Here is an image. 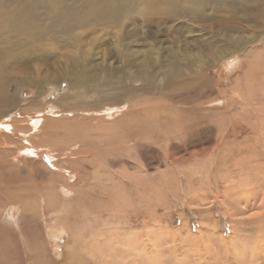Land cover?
Wrapping results in <instances>:
<instances>
[{"label":"rangeland","instance_id":"1","mask_svg":"<svg viewBox=\"0 0 264 264\" xmlns=\"http://www.w3.org/2000/svg\"><path fill=\"white\" fill-rule=\"evenodd\" d=\"M205 19L156 26L133 16V52L148 50L143 34L151 30L165 47L179 38L184 48L197 50L201 63L194 81L188 74L168 86L158 76L135 73L133 88L119 98V104L129 108L119 117L129 125L127 131L113 126L118 134L112 132V148L91 160L103 175H111V170L128 178L124 199L114 200L112 192L98 185L100 179L90 173L91 160L80 157L87 151L83 142L72 149L70 165L44 159L50 171L69 181L76 178L61 168L77 169L73 193L50 191L66 199L69 208L59 212V218L44 211L37 221L15 227L23 210L12 204L15 199L7 191L30 199L41 196L45 205L49 175L36 172L37 163L17 164L15 150L25 144L20 135L0 136V264H100L87 247L95 232L119 255L109 261L112 264H264V9L221 11ZM175 29L180 33L175 35ZM207 47L214 48L217 59L203 55ZM162 57L166 63L170 55L164 52ZM151 58L155 62L157 57ZM7 87L5 115L18 122L57 104L58 95L48 94V89L21 91L11 82ZM61 87L62 93L66 85ZM72 122L78 128L96 124ZM66 144L69 149L72 142ZM2 157L14 161L16 168L9 170ZM109 184L111 180L103 185ZM57 228L64 230L56 233ZM109 230L116 231L114 238ZM129 236L133 240L128 244Z\"/></svg>","mask_w":264,"mask_h":264},{"label":"bare ground","instance_id":"2","mask_svg":"<svg viewBox=\"0 0 264 264\" xmlns=\"http://www.w3.org/2000/svg\"><path fill=\"white\" fill-rule=\"evenodd\" d=\"M237 9L246 12L263 10L264 0H0V136L20 135L25 144L15 150L14 159L17 164L21 160L37 163L40 166L36 172L49 175L45 205L41 196L30 199L24 194L7 191L15 199L12 204L19 205L20 211L23 210L15 227H19V224L22 227L29 219L36 218L34 220L37 221V218L43 217L44 211L58 215L59 218L62 215L59 212L66 206L69 208L71 204L67 205V202H64L66 199L62 200L50 191L55 189L63 194L73 193L72 187L77 185L79 179L77 169L72 166L61 168L62 172L68 171L71 178H76L69 181L61 177L60 173L50 171L44 159L57 158L60 164L70 165L72 149H79L83 142L87 151L80 157L87 161L93 159L97 152L110 150L113 146L111 141L114 140L112 132L118 134L113 126H120L121 132L124 128L123 132L127 131L129 126L124 119L119 118L126 116L125 111L129 109L125 110L126 105L119 104L122 103L119 98L124 97L127 90L133 88L135 73L158 76L165 86L172 84L175 78L188 74L195 80L197 68L201 63L200 55L195 49L196 52L191 51L188 45L184 48L179 38L174 40L172 47H165L162 41H155L156 37L151 35L150 30L143 34L148 50L133 52V16L140 17L144 24L150 22L156 26H167L166 24L176 20L197 23L201 19L207 20L205 18L211 14L221 11L230 13ZM238 28L240 27L237 25ZM79 30L82 32L79 33ZM231 32L233 31L228 33ZM179 33L180 31L175 29L174 34ZM108 38L110 40H106ZM213 49L207 47L202 51L208 60L218 58ZM164 52L170 55L166 63L162 60ZM153 56L157 57L155 62L151 58ZM232 62L229 61L230 67L233 66ZM9 82L21 91L26 87L33 93L48 89V94L58 95L57 104L29 113L27 119L18 122L12 115H5V107L9 104L6 93L9 91ZM63 84L66 88L61 93ZM112 97L120 101L117 104L113 103L114 101L111 103ZM19 115L21 118L22 115ZM78 119L84 122L92 120L96 124L103 122L99 126L91 123L86 128L79 127V130L78 125L72 122ZM5 130L9 132L6 133ZM61 134L70 137L68 141L52 137ZM120 135L123 136L124 133ZM68 142L72 144L66 149ZM61 156L68 158L63 160ZM3 163L11 166L9 170L17 166L12 160H3ZM90 163L93 164L90 173L94 177L98 176L100 180L96 182L101 189L112 192L114 200L124 199L127 192L123 191V183H128V178L124 175L122 179V176H116L111 170V175H103L96 170L94 160ZM103 176L105 180L101 179ZM57 177L59 180H56ZM60 179L64 184L59 182ZM109 180L112 184L104 187V182L108 183ZM63 230L57 228L53 231L59 233ZM110 230L111 235L112 232L116 234V231ZM78 236H75V239ZM103 236L101 232L89 235L87 247L91 256L101 261L100 264H112L109 261L119 255L111 249L112 245L102 243ZM127 239L131 240H126L128 244L132 243L133 238L129 236ZM3 247L6 248V245Z\"/></svg>","mask_w":264,"mask_h":264}]
</instances>
